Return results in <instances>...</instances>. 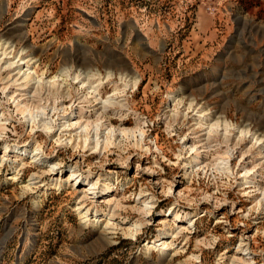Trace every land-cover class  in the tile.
<instances>
[{
	"label": "rangeland",
	"instance_id": "1",
	"mask_svg": "<svg viewBox=\"0 0 264 264\" xmlns=\"http://www.w3.org/2000/svg\"><path fill=\"white\" fill-rule=\"evenodd\" d=\"M0 164V264H264V0H0Z\"/></svg>",
	"mask_w": 264,
	"mask_h": 264
},
{
	"label": "bare ground",
	"instance_id": "2",
	"mask_svg": "<svg viewBox=\"0 0 264 264\" xmlns=\"http://www.w3.org/2000/svg\"><path fill=\"white\" fill-rule=\"evenodd\" d=\"M26 62L25 61H23L21 64H19V66H18V68L19 67H21V65H24ZM22 68H19V71H18V73H20V70H21ZM25 70V69H24ZM22 71V70H21ZM29 71L28 70H26L25 72H24V74L23 75H25V80L27 79L28 80V78H30V73H28ZM136 85V84H135ZM95 96V95H94ZM97 101V98L96 97H94V102H96ZM103 109H105V104H104V106H103ZM101 116L104 118V114H101ZM30 118V119H29ZM28 119H29V123H30V121L34 124H36V122L38 121V116H37V118H36V115H32V114H30V117H29ZM96 118V117H95ZM100 118L101 117H99L98 118V120L96 121V123H89L88 121V123L84 126L85 128H84V135L82 134V136L84 137L83 138V142L82 143H84L83 145H84V148L86 149V148H89V150H94L95 152H97V151H99V150H101V148L103 147V150H105V149H107L108 147H109V145H112L113 143H112V141H113V139H114V132H111V130L108 132V134L106 135V137H105V139L102 141H100V139H102L101 138V134L100 133H102L101 132V130H102V128L103 127H105L104 126V124H102L103 123V121H102V123L100 122ZM40 120V119H39ZM42 120V119H41ZM108 120H110V119H108ZM107 120V121H108ZM27 121V120H26ZM69 121V120H68ZM106 121V122H107ZM39 123H40V121H38ZM38 122H37V124H38ZM43 124H44V128L46 129L45 130V132L46 133H48V131L50 132V126L48 125V124H46V123H44V122H42ZM108 123H111V120L108 122ZM68 124V123H67ZM80 123H75V124H72L73 125V127L74 126H78ZM51 125V124H50ZM109 125V124H108ZM82 126V125H81ZM52 127V126H51ZM89 127H94V129H93V131H94V136H93V138L92 137H89V135L90 134H88V132H90V131H88V129H89ZM49 129V130H48ZM82 129V128H81ZM48 130V131H47ZM88 131V132H87ZM114 131V130H113ZM81 136V137H82ZM142 136L143 135H141L140 136V142H142ZM65 140V139H64ZM59 141V140H58ZM81 142V141H80ZM78 147V146H77ZM4 149L5 150H7V146H5L4 147ZM16 152V154H25L27 151L26 150H22V148H17L16 150H15ZM37 150H32V151H30V152H27L28 154H32V158H35V160H37V161H40V162H42V159H43V157H42V155H40V154H35V152H36ZM40 152V151H39ZM2 164V163H1ZM0 164V165H1ZM42 165V164H41ZM2 166V165H1ZM55 165H53V166H51L50 167V170H48L49 172L50 171H55L56 169H55ZM226 169H229L228 168V166L226 165ZM15 179V177H12V178H9V180H14ZM72 182H74V185L76 184V183H80V182H86L87 184H86V186L85 187H88V189L87 190H84L82 193H83V195H82V197H81V199H80V203H85L86 201H88L87 199H91V198H88V196H90V197H92L93 198V196L94 195H96V193H97V191L99 190V191H102L103 189H104V187H106V186H98L99 185V179H97L96 181L95 180H93L92 179V177H90L89 175H85V176H83V175H81V174H76L75 172H71L70 174H69V177H68V179L64 182V185H65V183H67V184H70V183H72ZM105 189H107V188H105ZM112 215V214H111ZM176 218H178V215H176ZM97 226V225H96ZM138 231H140V226L138 225L136 228H135V233H137ZM99 233L101 234V236H103V237H105L106 239H107V237H108V235L110 234L109 233V231H108V227H107V225H105L103 228H101V227H99Z\"/></svg>",
	"mask_w": 264,
	"mask_h": 264
},
{
	"label": "built area",
	"instance_id": "3",
	"mask_svg": "<svg viewBox=\"0 0 264 264\" xmlns=\"http://www.w3.org/2000/svg\"><path fill=\"white\" fill-rule=\"evenodd\" d=\"M215 1H217V2H218V1H223V0H215ZM208 10L210 11V13H211V14H212V13H213V11H214V9H212V8H209Z\"/></svg>",
	"mask_w": 264,
	"mask_h": 264
}]
</instances>
